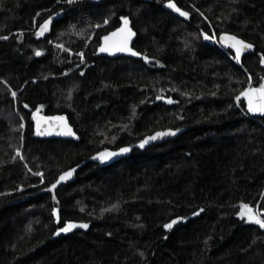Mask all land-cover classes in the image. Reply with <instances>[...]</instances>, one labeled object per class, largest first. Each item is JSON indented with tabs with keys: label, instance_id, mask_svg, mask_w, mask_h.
Instances as JSON below:
<instances>
[{
	"label": "trees",
	"instance_id": "trees-1",
	"mask_svg": "<svg viewBox=\"0 0 264 264\" xmlns=\"http://www.w3.org/2000/svg\"><path fill=\"white\" fill-rule=\"evenodd\" d=\"M174 2L188 18L166 0H0V264H264V229L236 215L264 210V114L235 99L264 77V0ZM122 16L142 58L95 56ZM225 33L254 51L237 61ZM33 113L66 115L79 140L35 136ZM166 128L183 130L45 191ZM69 221L89 227L56 234Z\"/></svg>",
	"mask_w": 264,
	"mask_h": 264
},
{
	"label": "snow or ice",
	"instance_id": "snow-or-ice-1",
	"mask_svg": "<svg viewBox=\"0 0 264 264\" xmlns=\"http://www.w3.org/2000/svg\"><path fill=\"white\" fill-rule=\"evenodd\" d=\"M75 0H67V3L72 4L74 3ZM166 6L169 9L174 10L176 13L179 14L181 17L188 18L189 17V12L182 10L180 7L177 6V3L174 2V0H166ZM199 12V9H197ZM201 16H203V13H200ZM123 21V24L121 27L117 28L114 32L109 33L108 35L102 37L104 43L100 46V51L101 52H127L130 53L133 56H141L142 54L138 51H134L131 47H129V41L131 38L135 35L133 32L132 28L129 26V18L127 16H123L120 18ZM207 19V17H205ZM52 22V16H49L42 24L39 25V29L36 32L37 36H43L45 32L49 30V25ZM105 24L108 23V20L105 19L104 21ZM70 27L75 28V25H71ZM96 27H99V25H96ZM80 33H77L79 35ZM204 39L206 40H211L215 39V34L209 35L208 33H203ZM7 36H0V39H7ZM113 38H118L117 40H113ZM219 41L222 42L223 44L227 45L231 49L235 50V59L237 61L240 60L241 56L245 52V50H250L253 49V44L248 43L240 38H238L235 35H230V34H222L219 37ZM60 48H64L63 45H58ZM67 51H71L70 49H66ZM42 53L37 50L35 52L36 56H40ZM81 56V59H83V53H79ZM143 59L147 62L149 60V57L143 56ZM260 64H264V54H261L259 58ZM248 87L244 88L239 95L235 97L237 101H240L241 98L243 97L247 101V108L248 111L251 113H260L264 114V77L260 78V83L258 84L257 87H253L251 84V76L248 77ZM6 83V82H5ZM11 95L13 98L16 97L17 93L15 91L11 92ZM157 99H165L162 96H158ZM172 99L169 97L168 98V103H172ZM25 108L28 107L27 104L24 105ZM37 111H39L37 109ZM33 118L37 119L36 114L33 113ZM40 119H45L41 117ZM40 119H37V134L39 135H44L45 132L40 130ZM49 120H56L58 121L57 127L61 129V134L63 135H68V136H75V132H73L71 126L67 123V120L63 116L59 117H50L46 118ZM20 127H23V124L20 125ZM177 130L173 129H167L165 131L161 132H156L154 135L148 136L144 139H142L139 143V146L143 148L149 141L151 140H156L157 138H161L166 135H175ZM130 151L129 147H122L118 150V152H111L105 149L102 152H98L93 159L99 158L101 161H106L110 159L113 156H116L118 154L126 153ZM17 155H20L19 149H17ZM21 159H23V156H20ZM31 171V169H29ZM75 172V168L69 169L68 171L63 172L59 178L55 181V183H52L50 185V190L56 189L57 185H59L62 181H67L72 174ZM35 175L43 177V173L37 172ZM53 200H56L55 194L52 196ZM112 207H116V205H113ZM241 210L236 213L237 216L241 217V219H246L250 223H255L259 225L261 229H264V210L261 209H254L251 205L242 203L240 206ZM200 212L204 211L203 209L199 210ZM59 210L58 209H53V214L56 216L57 222H59ZM198 212H194L193 215H198ZM183 219L181 217H177L175 219H172L169 223H166L163 225L165 229H171L174 224L177 223L178 220ZM80 227L87 229L89 225L87 223H80L77 224L75 222H66L63 227H60L57 230L56 234L60 233H67L70 232L71 230Z\"/></svg>",
	"mask_w": 264,
	"mask_h": 264
},
{
	"label": "water",
	"instance_id": "water-1",
	"mask_svg": "<svg viewBox=\"0 0 264 264\" xmlns=\"http://www.w3.org/2000/svg\"><path fill=\"white\" fill-rule=\"evenodd\" d=\"M147 1V0H145ZM174 14L178 15V13H176L174 10L170 9ZM123 17V16H122ZM128 17V16H127ZM181 17V16H180ZM129 18V17H128ZM121 20V19H120ZM123 24V21L121 20L120 24L113 30L109 31L108 33H106L105 35H103L102 37L108 35L109 33H112L114 32L117 28L121 27ZM50 26V25H49ZM129 26L132 28L133 32L135 33V35L131 38V40L129 41V47H131L134 51H137L133 48L132 44H133V41L134 39L136 38V31L135 29L132 27L131 25V20L129 18ZM101 37V40H100V43L99 45L97 46L96 48V51H95V56H107V57H110V58H114V57H118V56H125V57H132L134 59H140L142 58V55L141 56H133L131 55L130 53H127V52H112V53H109V52H101L99 49H100V46L104 43L103 39ZM118 38H113V40H117ZM249 43V42H248ZM254 51V47L253 49H250V50H245V52H253ZM244 52V53H245ZM164 97V96H162ZM165 99H157V101H161L163 102L164 104H173L175 101L172 100L173 102L172 103H168V98L167 97H164ZM244 102V105H245V110L246 112L251 115V116H260L262 114L260 113H251L248 111V108H247V101L242 97L241 98ZM59 116H63L66 118L67 120V123L71 126L73 132H75V136H68V135H63L61 134V129L59 127H57V124H58V121L56 120H49V119H46V118H50V117H59ZM37 119H40L41 117L45 118V119H40V130L45 132L44 135H39L37 134V119H33L34 120V131H35V136L37 137H40V138H43V139H69V140H73V141H78L79 140V135L78 133L75 131V128L74 126L71 124V122L69 121V119L67 118L66 115H63V114H54V115H47V116H44V115H37L36 116ZM167 129H172V128H166V129H159L151 134H148V135H145L144 137H142L140 140H138L137 142L133 143V144H129V145H124V146H120L118 148H106L108 151H111V152H118V150L122 147H129L130 148V151L126 152V153H122V154H118L116 156H113L111 157L110 159L106 160V161H101L99 158H96V159H93V157L96 156V154L98 152H102L104 151L105 149H101L97 152H95L94 154H92L90 157H88L86 160L82 161L81 163L71 167V168H68L64 171H62L61 173L58 174L57 178L55 179V181L59 178V176L65 172V171H68L69 169H73L75 168V172L72 174V176L67 180V181H62L59 185H57L56 189L60 186V185H63V184H66V183H69V182H72L75 178V175L77 173V171L86 163V161H90V162H93V163H97L99 166L103 167V166H107V165H110L122 158H125V157H128L131 152L134 150V149H138V150H144L145 148H147L148 146H151L153 144H157V143H161V142H164L168 139H172L174 137H176L179 133L182 132V128H178V131H176L175 135H166V136H163L161 138H157L156 140H151L149 141V143H147L143 148H141L139 146V143L142 139L148 137V136H151V135H154L156 132H161V131H165ZM173 130H177V129H173ZM55 181L53 183H55ZM50 190V187L46 188L45 191H49ZM175 219V218H174ZM171 221V220H170ZM169 221V222H170ZM168 222V223H169ZM178 223V221H177ZM176 223V224H177ZM175 225V224H174ZM173 225V226H174ZM167 230V229H165Z\"/></svg>",
	"mask_w": 264,
	"mask_h": 264
},
{
	"label": "rangeland",
	"instance_id": "rangeland-1",
	"mask_svg": "<svg viewBox=\"0 0 264 264\" xmlns=\"http://www.w3.org/2000/svg\"><path fill=\"white\" fill-rule=\"evenodd\" d=\"M235 51V50H234Z\"/></svg>",
	"mask_w": 264,
	"mask_h": 264
}]
</instances>
